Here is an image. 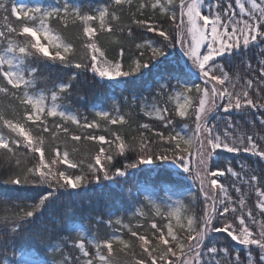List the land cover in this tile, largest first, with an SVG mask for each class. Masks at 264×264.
Wrapping results in <instances>:
<instances>
[{
	"label": "snow or ice",
	"instance_id": "obj_1",
	"mask_svg": "<svg viewBox=\"0 0 264 264\" xmlns=\"http://www.w3.org/2000/svg\"><path fill=\"white\" fill-rule=\"evenodd\" d=\"M125 3L130 5L131 0H113L111 11L106 5L97 10V15L82 13L80 9L70 7L67 0L49 8L18 0H0V20L4 22L0 24V81L4 82L0 84V92L7 94L10 86L11 94L24 108L19 119L5 118L0 114V160L9 161L6 174H0V184L22 188L31 186L35 191L32 197L17 191H0V204L11 203L16 209L11 220V233L0 232V242L9 235L12 239L22 240L28 231L26 225L30 218L45 207L46 202L56 200V193L61 190H75L95 182L123 193L134 175L130 170L152 171L141 167L144 165H156L157 168L177 165L188 173L197 185L192 197L201 203L200 213L188 216L186 224L181 223L185 209L180 199L173 200L169 196L167 200L159 201L145 196L144 200L155 210V215H164L161 211L163 206L169 219L175 218L179 230H174L172 223L166 225V231L152 223L153 232L149 237L139 234L118 216L115 224L127 229L136 243L126 241L119 232H113L101 241L89 238L85 231H78L77 241L66 236L63 244L48 248L50 252L59 254V259L41 261L24 252L17 253L11 261L4 259L2 264H96L97 260L99 264H110L104 250L110 256L114 243L122 246L121 251L126 256H131L132 264H245L239 249H235L233 255L231 245L220 248L212 244L214 233H226L231 241L241 246L247 264L251 250L264 253V222L257 221V216L264 217V176L243 164L239 165L241 171L237 172L232 161L224 163L223 160L225 153L236 156L244 153L264 160V134H261L264 133V0H166L164 3L156 0L151 5L141 3L136 13H132L130 24L116 25L121 32L127 31L131 38L144 39L147 34H155L154 39L135 45V52L129 57L131 71L124 70L120 61L109 59L95 42L96 23H99L101 31L112 32L110 21L120 20L116 13ZM149 7L164 13V19L152 22L139 18L148 15L146 10ZM69 16L78 18L83 25V55H78L74 44L51 27L54 22L64 21ZM250 47L258 50L255 65L242 57ZM168 48H179L199 71L200 82L191 85L175 82L177 74L183 71L177 63L158 73L143 90L145 94L124 98V104L132 108L138 106L145 117L159 121L163 130H156L149 123L140 124V142H129L126 136L107 128L109 124L126 123L117 105L115 115L106 110L96 112V116L104 121V130L111 139H106L105 135H84L83 132L71 134L68 127L56 122H53L54 131L49 132L48 117L70 121L78 129H98L100 124L88 122L86 117L81 123L76 115L61 110L56 103L60 93L72 87L71 82L60 83L58 89L54 87L50 106L46 105L43 94L38 97L31 95L30 89L36 86L38 68L29 66V58L45 64L63 65L69 70L74 67L82 72L90 71L101 80L116 81L147 68L164 56ZM149 50L150 54L144 60ZM123 55L124 49L121 48L120 56ZM235 58H240L246 65L248 78L237 75L233 79L225 69V62ZM76 75L74 73L71 79ZM193 89L195 95H192ZM156 97L162 100L163 106L155 102ZM242 111L250 112L255 119L241 122L229 116L221 122L223 114ZM177 118L194 122L191 135L176 131L182 123ZM257 126L260 132L255 131ZM184 128H188L186 123ZM249 128L251 134L247 130ZM30 129L35 131V136ZM61 131L66 136L70 135L73 141H80L82 137L96 141L100 145L99 150L87 164L84 160L71 159L67 150L61 153L58 148L54 157L46 161L45 143L40 133L55 135ZM193 142L197 157L195 168L192 167V153L187 147L181 148V143L188 146ZM21 158L27 161L22 168ZM161 161L172 164L158 163ZM60 165L67 167L61 170ZM69 169L79 170L80 174H73ZM227 176L234 178L230 187L237 194L236 198L221 179ZM168 190L171 191L170 188ZM252 193L256 198V212L247 208L245 203V198ZM127 196L132 204L123 209L126 212L139 204L138 188L135 194L133 188H127ZM37 197L36 203L14 202V199L36 200ZM147 205L136 208L132 214L145 216L144 207ZM120 210L112 209L107 215L115 216ZM66 212L71 214L70 206ZM97 222L103 221L98 219ZM108 223L111 226L112 220L109 219ZM8 224L6 218H0V226L6 229ZM66 248L78 250L79 255L71 257L65 253ZM90 248L94 252L90 253ZM256 264H264V255H260Z\"/></svg>",
	"mask_w": 264,
	"mask_h": 264
},
{
	"label": "trees",
	"instance_id": "obj_2",
	"mask_svg": "<svg viewBox=\"0 0 264 264\" xmlns=\"http://www.w3.org/2000/svg\"><path fill=\"white\" fill-rule=\"evenodd\" d=\"M20 3H27L29 5H39L44 8L55 7L57 4H63L64 0H18ZM156 0H131V4L125 3L120 11L116 14L120 17V20L110 21L113 25L112 32L101 31L99 29V23H96L97 33L95 42L101 50L105 51L106 56L113 61H120L123 69L131 71L129 64L131 61L129 57L135 52V45L137 43H144L147 39H154L155 34H147L144 39L131 38L128 36L127 31L121 32V26L131 23L132 13H136L138 6L141 3H155ZM162 3L166 0H161ZM234 2V0H233ZM70 7H75L81 10L84 14H97L99 8H103L106 5L111 6L113 0H67ZM10 6V4H9ZM148 15L139 17L143 19H149L152 22L158 19H164L165 14L159 9L153 10L149 7L147 10ZM4 23L0 20V24ZM53 27L66 41H70L74 44L78 55H83V25L78 18L69 16L64 21L54 22ZM124 49L123 57L120 56V49ZM257 49L250 47L246 52L242 53V57L245 61H251L253 65L257 60ZM150 54V50L145 53L144 60L147 59ZM29 66L37 67L38 72L35 74L36 86L30 89V94L33 96H39L43 94L46 97V105H51V91L55 88L58 89L60 83L71 82L72 87L60 93V99L57 100V104L61 106V110L66 111L69 114L76 115L81 123H84V118H87L88 122H99L100 128L98 129H78L77 125L72 124L70 121H63L60 117H48L47 122L49 125V132H53V122L60 123L63 126L69 128L71 134L84 135H105L106 139H111L107 135L105 124L102 118L96 116V112L99 110L109 111L110 114H116V106L119 105V111L121 115L125 116L126 123L124 125H107V128L113 131H118L121 136H126L129 142H140L141 129L140 124L149 123L153 125L156 130H163V126L159 124L153 118L145 117L136 108L129 107L124 104V98H131L136 94H145L144 89L150 84L153 78L165 69H170L177 63L179 67L183 69L178 73V80L175 82L184 83L187 85L198 84L200 82L199 71L183 56L179 48H168L165 55L160 57L159 60H155L148 65L147 68L142 69L140 72L130 75L129 77H122L116 81L101 80L98 76H94L90 71L82 72L79 69H68L66 66L58 65L49 62L48 64L42 61L36 60V58H29ZM134 67V65H132ZM246 65L241 63L240 58H235L231 62H225V69L229 71V75L235 79L237 75L242 78H248V74L245 70ZM77 74L75 79H71L73 74ZM168 79L165 74V80ZM4 83L0 81V84ZM162 83V82H161ZM7 94L0 92V114H4L5 118L19 119L24 114V108L20 105L19 101L11 94L12 89L10 86ZM154 95V93L152 94ZM192 95H195L193 89ZM155 102L159 106H163V102L159 97H156ZM31 107V106H29ZM222 111V110H221ZM229 116L232 119L240 120L241 122L249 119H255V117L247 111L225 113L221 117V122L226 120ZM212 117H210L211 119ZM182 123L177 127L176 131H181L184 135H191V130H194L195 125L192 120H184V118H177ZM32 122H29L31 125ZM38 123V122H37ZM188 125V128H184V124ZM247 127V126H246ZM33 130V129H30ZM251 134V129H247ZM256 132H260L259 126L255 129ZM7 130H5L6 134ZM35 136V131L33 130ZM167 135V132H165ZM264 134V133H261ZM45 143V158L46 161L50 160L55 155V150L58 148L61 153L67 150L70 154V158L73 160H84L87 164L91 158L95 156V153L99 150V143L96 141H89L82 139L80 141H73L71 136H66L62 131L56 132L55 135L49 133H40ZM151 135V133H149ZM107 147V145H105ZM187 147L189 152L192 153V167L195 168L197 161L195 142L192 145L185 146L181 143V148ZM24 150L21 149V152ZM118 160H122L121 157H117ZM224 163L232 161L234 170L241 171L240 164H243L245 168L255 169L257 173L264 176V160L259 157L248 156L241 153L238 156L236 154L225 153L223 157ZM27 161L21 158V168ZM165 165H171L172 162H158ZM30 166V165H29ZM223 166V165H218ZM14 167V164H13ZM61 170L65 169L66 165L59 166ZM145 169H152L151 172L130 170L134 173L130 177V183L126 186V190L122 193L118 189L109 188L107 186L102 187L95 182L88 184L85 187L79 189L61 190L56 193L57 199L46 202V206L37 211L29 223L26 225L28 231L25 233L24 238L12 239L9 235L3 242H0V264L4 259L12 260L17 253L29 252L36 259L41 261H50L52 259H59L60 256L57 253H52L48 250L50 246L56 244H63L64 238L67 236L73 241L79 239L77 232L85 231L89 238L95 237L98 240L103 241L108 238L113 232H119L122 234L123 239L126 241L134 242L135 238L130 236L127 229L121 228L115 224V219L119 216L123 218L125 224H130L134 230L139 234H147L151 237L153 229L152 223H156L158 227H161L166 231V225L172 223L174 230H179L176 224L175 218L169 219L167 211L162 206L161 211L164 213L162 216L155 215V210L151 205H147V201L144 200L145 196H150L153 200L164 201L169 196L173 200L180 199L184 205V213L181 218V223L186 224V218L192 215H198L200 213L201 203L197 200H193V195L196 193L197 185L192 180L191 176L184 172L179 166L173 165L168 168H157L156 165H144L141 166ZM9 168V161L0 160V174H6ZM69 172L73 174H80L79 170L69 169ZM226 186L230 188V194L233 198L237 197V194L231 190V184L234 178L227 176L221 178ZM195 184V186H193ZM167 186V187H164ZM127 188H133L134 194L139 190V204L136 208L144 207L146 213L145 216H134L132 211H124L128 205L132 204V200L127 196ZM171 189L169 191L168 189ZM11 190L23 193L26 197H32L35 195V191L29 188H22L19 185H6L0 184V191ZM17 204H31L38 202L36 200L26 199L24 201L15 200ZM247 208L253 209L254 212L258 211L255 208L256 198L252 193L245 198ZM71 207V214L66 212L68 207ZM115 208L121 210L117 215L109 217L107 213ZM16 209L12 207V204H0V218H6L9 221L8 227L5 229L0 226V232L7 231L11 233V220L15 216ZM102 220L103 222H97ZM109 219L112 220L111 226H109ZM257 221L264 222V217L257 216ZM215 223V221H214ZM258 231V227L256 228ZM212 244L217 247L223 248L231 245L232 254L234 255L235 249L241 251V259L247 264V257L243 253L244 250L236 242L231 241L230 237H227L226 233H214L211 237ZM87 246V244H86ZM90 247V246H89ZM114 251L109 256L107 251L104 250V254L108 256L110 264H132L131 256H126L121 251L122 246L118 243L113 245ZM139 254V248L136 249ZM94 252V249L90 248V253ZM252 254L248 257V264H256L260 255L264 253L259 252L256 249L251 250ZM65 253L71 257L79 255L78 250L74 248H66ZM96 264H99L97 260Z\"/></svg>",
	"mask_w": 264,
	"mask_h": 264
},
{
	"label": "rangeland",
	"instance_id": "obj_3",
	"mask_svg": "<svg viewBox=\"0 0 264 264\" xmlns=\"http://www.w3.org/2000/svg\"><path fill=\"white\" fill-rule=\"evenodd\" d=\"M193 186H195V184H193Z\"/></svg>",
	"mask_w": 264,
	"mask_h": 264
}]
</instances>
